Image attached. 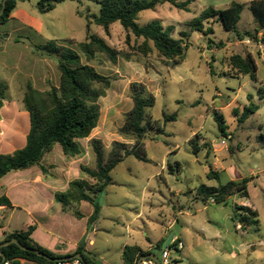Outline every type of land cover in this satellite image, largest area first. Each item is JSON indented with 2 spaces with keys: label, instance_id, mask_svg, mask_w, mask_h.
<instances>
[{
  "label": "rangeland",
  "instance_id": "obj_1",
  "mask_svg": "<svg viewBox=\"0 0 264 264\" xmlns=\"http://www.w3.org/2000/svg\"><path fill=\"white\" fill-rule=\"evenodd\" d=\"M179 1L188 4L187 10L164 4L142 12L138 20L140 25H145L158 19L165 27L174 28L175 39L183 38L189 44L183 62L175 66L155 50L147 56L133 50V46L143 40H136L131 34L129 41L127 31L119 23L111 26L109 35L99 25L90 24L87 15H99L100 5L88 0L65 1L46 14L38 11L39 0L19 1L16 19L2 27L5 34L0 43L8 50L24 48L25 44L32 54H36L34 44L49 41L79 51L78 44L86 41L90 26L91 34L131 56L130 61L120 56L112 63L100 54L89 62L111 79V85L99 101L98 127L81 141L84 155L80 159L66 160L61 146L57 145L42 161L47 173L57 177L60 189L83 176L80 166L96 168L94 140L100 141L105 161L115 150H120L124 156L121 144L127 149L135 145L133 137L120 134L126 114L134 106L132 83L146 85L155 96V105L147 111L150 125L143 150L147 161L134 155L124 156L112 171L113 183L97 196L102 211L97 222L99 231L93 236L94 246L86 253L88 257L101 264H124L120 252L127 241L148 252L150 242H157L172 221L173 233L177 237L182 233L184 248L177 251L172 248L170 264H264V101L257 97L258 89L264 87V30H257L254 22L250 10L253 0ZM234 2L244 6L237 28L242 37L226 31L216 18L205 22V28L213 29L210 36L190 27V22L207 8L227 9ZM183 32L188 36L183 37ZM209 39L214 44H209ZM220 43L224 47L219 49L217 44ZM236 55L243 58L251 55L255 59L257 80L242 76L233 68L231 58ZM47 59V69L40 65L30 77L25 78L18 68L14 77L17 80L11 83V77L7 78L0 71V82L11 85L1 111L0 144L8 145L3 152L26 145L30 115L23 97L27 83L43 91L49 90L51 85H59L61 73L57 64ZM83 61L87 63L85 57ZM45 74L47 79H41L39 75ZM249 95L260 108L244 118L245 108L250 104ZM173 114H177V120L165 122V115ZM217 117L222 118L226 134L219 129ZM160 131L164 134H159ZM196 147L197 154L194 153ZM212 170L220 173V180L208 177ZM233 179L249 180L248 198L234 195L220 204L212 203V199L207 203L199 199L200 186L218 187ZM24 193L19 189L13 190L11 195L16 203H21ZM21 206L22 209L1 211L0 225L11 231L25 229L29 217L26 206ZM237 206L257 210L260 225L247 228L238 225ZM77 209L90 214L93 206L82 203ZM162 252V248L150 249L160 260Z\"/></svg>",
  "mask_w": 264,
  "mask_h": 264
},
{
  "label": "trees",
  "instance_id": "obj_2",
  "mask_svg": "<svg viewBox=\"0 0 264 264\" xmlns=\"http://www.w3.org/2000/svg\"><path fill=\"white\" fill-rule=\"evenodd\" d=\"M19 1L27 0H7L4 13L0 17V28L11 20V16ZM65 1L81 0H39L37 9L41 14L53 11L58 4ZM100 5L99 15L89 14L90 24L95 23L102 27L107 35L113 24L119 23L127 31V39L130 41L131 34L136 40L142 39L141 44L136 43L133 50L142 54L149 55L154 50L164 58L170 65L175 66L183 62L184 51L189 44L184 39H175L172 36L174 28L165 27L163 23L156 19L145 25L138 23L139 16L146 10H155L158 6L170 4L178 9L187 10V3L179 0H88ZM244 6L234 2L227 9L216 10L209 7L204 10L199 17L190 22L193 31L201 32L206 36L212 35V28H205V22L211 19H218L225 30L234 32L242 37L238 32V24L242 19ZM254 22L258 29L264 30V0H253L250 3ZM86 41L78 44L79 51L66 44L56 41H49L45 44H34L32 47L36 54L55 60L61 73L59 85H51L47 91H41L29 82L23 97V104L30 115V129L27 134L26 145L11 153L0 154V180L11 172L30 169L39 166L43 173L47 169L41 166L44 157L51 153L57 145H60L63 154L68 160L83 156L84 149L81 140L91 136L98 127L101 118L100 99L106 95V90L111 85V79L99 73L89 62L95 60L98 55H105L112 63H116L119 57L130 61L131 56L121 53L112 48L105 39L91 34L88 26ZM187 37L186 32L182 33ZM248 36L251 34L247 33ZM19 38H22L19 35ZM209 44H214L209 39ZM210 48L212 47L209 45ZM217 47L223 48L222 43ZM83 57L87 63H84ZM233 68L242 76L249 75L252 80H257L258 65L255 59L249 55L243 58L239 55L231 58ZM211 68V67H210ZM213 73V70L211 68ZM9 86L0 82V112L7 99ZM131 94L134 102L132 110L126 114L125 124L120 129V134L124 137H133L136 141L131 149H127L121 144L124 156L134 155L138 159L147 161L143 155L144 138L148 132L150 123L147 122V111L155 105V96L142 83L131 84ZM257 97L264 101V87L257 91ZM250 104L245 108L244 118L254 115L260 106L253 101V96L249 95ZM177 114L165 115V122L176 121ZM219 129L226 134V129L221 117H217ZM1 121V114H0ZM159 134H164L160 131ZM96 157V168L91 169L81 166V171L88 179H76L70 182L67 191L57 192L55 201L62 205L66 211L72 210L82 202L90 203L94 207V213L88 220V230L97 222L100 217L101 206L97 202V196L102 193L108 185L113 183L112 171L120 164L124 156L120 150H115L108 161H105V154L100 141L92 142ZM198 147L194 153H198ZM179 168L180 164H176ZM171 169L172 167L169 166ZM210 179L220 180V173L210 171ZM248 179L241 181L231 180L218 187H208L202 185L198 188V197L204 203L214 199L215 203H226L234 195L248 198ZM13 204L8 196H0V208L13 209ZM3 213V212H2ZM74 215L81 219L84 217L79 210H74ZM238 225L243 227H253L260 225L259 213L257 210L248 206H237ZM236 225V226H238ZM2 226L0 225V228ZM35 227L30 226L27 230L14 231L5 234L4 239L0 240V245L16 239L22 246L39 250L48 258L39 256L30 251L21 249L16 244H11L0 249V264L10 261L12 264H22L27 261L32 264H58L51 259H63L81 254L86 264H99L95 259H91L82 252L86 245V236L80 242L77 252L73 255L61 256L42 247L31 237ZM163 242L157 244L158 249L163 247ZM3 253V255H1ZM151 253L144 252L138 245H127L122 252L124 264H138L141 256Z\"/></svg>",
  "mask_w": 264,
  "mask_h": 264
},
{
  "label": "crops",
  "instance_id": "obj_3",
  "mask_svg": "<svg viewBox=\"0 0 264 264\" xmlns=\"http://www.w3.org/2000/svg\"><path fill=\"white\" fill-rule=\"evenodd\" d=\"M3 2L4 0H0V11L2 9ZM16 9L14 10L11 16V20L7 24L3 25L2 27L9 26L10 23L16 19L15 18ZM2 27L0 28V39L2 35L5 34L4 30H2ZM13 30L17 31V29H13ZM23 45H24V48L21 47L20 49L8 50V49H5L4 46H2L0 43V71L6 74L7 78L8 76L11 77L9 79L10 83L17 80L14 77H16L18 74L17 73L18 68L22 70V73L26 78V77L33 76L34 72L37 70V68L40 65H42L41 67H46V69L49 66L47 58L42 59L41 55L32 54L30 51L28 52V48L25 46V44ZM12 74H13V77H12ZM39 76L41 79H47V74L39 75ZM8 86H9L8 91H10L11 85H8ZM34 87L38 90H41L37 88L35 85ZM1 121H2V116H1ZM0 146L2 147V148L0 147L1 148L0 154H7V153L13 152V151L3 152V148L8 146L6 144L3 146L0 144ZM81 157L77 159H80ZM64 158L67 160L65 155H64ZM42 163L43 162H41V166H44L47 169V167ZM56 168L58 169V167ZM80 169H81V166H80ZM82 175L83 176H81L78 179H88V178H85V175L83 172H82ZM56 178L57 177H55L52 174L43 173L39 166H34L27 170L11 172L0 180V196L2 195L8 196L14 206L13 209H22L21 205L26 206L25 211L29 217V220H28V223L25 229L23 230H27L30 226L35 227V230L31 237L39 245H41L42 247L58 255L68 256V255H73L77 252L80 242L86 236V245L82 248V252L86 255L87 252L88 253L91 252L90 249L94 246L92 245L93 243H95V237L93 236H95L97 232L99 231L98 225H97V222L99 219L92 226V228L88 230V220L90 216H92V214L94 213V207H93V211L90 214H84L82 212L84 217L79 219L74 215L73 212L75 209L79 210L77 209V206H80L82 203H87V202H82L81 204L75 206L74 208H72V210H69V211L64 210L62 205L59 203H58L59 206H55L54 204L56 202L55 194L57 192L67 191L69 184H70L68 183L66 187H63L60 189L57 185ZM19 189L21 191L22 190L25 191L24 193L25 198L23 199L21 203H16L11 193L13 190H19ZM7 210L9 209L2 208L0 209V212L2 211L4 213ZM101 211H102V207H101ZM173 225H174V222L172 221L169 222V226L165 227V231L163 232L162 237L155 243L150 242L149 251L147 253H150V249L152 247L158 248L157 247L158 243L163 242L165 244L172 236L173 238H172V241L169 247L173 248L172 242H173V239L175 238L179 239V241L183 243L182 233L179 237H177L172 231ZM11 232H14V231H11L8 227H1L0 228V240L4 239L5 234L11 233ZM127 245H138V244H129L127 241L124 244V246L121 248V252H120L121 257H122L123 249ZM141 249L143 250L142 247ZM24 263H29V262L22 261V264Z\"/></svg>",
  "mask_w": 264,
  "mask_h": 264
},
{
  "label": "water",
  "instance_id": "obj_4",
  "mask_svg": "<svg viewBox=\"0 0 264 264\" xmlns=\"http://www.w3.org/2000/svg\"><path fill=\"white\" fill-rule=\"evenodd\" d=\"M6 1H7V0H4V2H3V6H2V9H1V11H0V17H1V15L4 13L5 6H6ZM172 238H173V236H172V237H171V238H170V239H169V240L163 245V247H162L163 250H170L169 245H170V243H171V241H172ZM11 244H16V245H18V246H19L21 249H23V250L30 251V252H33V253H35V254H38L39 256H42V257L48 258L47 255L41 253L39 250L29 249V248H26V247L22 246V245H21L16 239H13V240H11V241H7V242L1 244V245H0V249H1L2 247H5V246L11 245ZM1 255H3V253H1ZM73 258H78V259L83 260V256H82L81 254H76V255H74V256L67 257V258H63V259H51V260H52V261H57V262H59V261H61V260H65V259H73ZM147 259H152V260H154V261L156 262V264H161V263H160V260H159V258H158V256L155 255V254H149V255H146V256H141L140 259H139V261H138V264H141L144 260H147ZM3 260L5 261V258H3ZM99 264H101V263H99Z\"/></svg>",
  "mask_w": 264,
  "mask_h": 264
},
{
  "label": "built area",
  "instance_id": "obj_5",
  "mask_svg": "<svg viewBox=\"0 0 264 264\" xmlns=\"http://www.w3.org/2000/svg\"><path fill=\"white\" fill-rule=\"evenodd\" d=\"M225 144V141L223 142ZM212 203H215V200L212 199ZM172 246L174 248V251L182 250L184 248V245L179 239L175 238L173 239ZM172 251V247H170V250H163L162 252V259L160 260L161 264H170L169 258ZM4 264H12L10 261H4ZM58 264H86L83 260L78 258L73 259H65L58 262ZM141 264H156V262L152 259L144 260Z\"/></svg>",
  "mask_w": 264,
  "mask_h": 264
}]
</instances>
